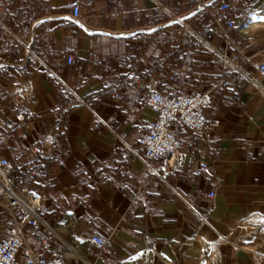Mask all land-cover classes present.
Returning <instances> with one entry per match:
<instances>
[{"label": "crops", "instance_id": "crops-1", "mask_svg": "<svg viewBox=\"0 0 264 264\" xmlns=\"http://www.w3.org/2000/svg\"><path fill=\"white\" fill-rule=\"evenodd\" d=\"M222 2L233 28L205 21ZM7 14L16 33L34 20L0 47V133L12 134L0 158L28 166L61 126L41 188L48 226L25 227V248L66 264H264V0H23ZM218 84L204 131L176 125L178 153L146 159L144 95ZM14 101L32 113L26 130Z\"/></svg>", "mask_w": 264, "mask_h": 264}, {"label": "built area", "instance_id": "built-area-1", "mask_svg": "<svg viewBox=\"0 0 264 264\" xmlns=\"http://www.w3.org/2000/svg\"><path fill=\"white\" fill-rule=\"evenodd\" d=\"M21 1L23 0H0V7L7 14L16 2ZM80 10L78 4L74 5L73 16L75 18L79 17ZM228 10L229 4L222 2L214 10L212 24L220 26L221 23L226 22L228 28H233L234 24L229 17ZM15 14L26 16L28 11L26 9L21 12L18 9ZM4 16L6 17V15ZM5 17H0V47L9 50L20 37L28 32V23L34 20V16H28L27 23L21 27L20 33H16L7 25ZM67 62L69 65L77 63L73 54L67 56ZM92 62L95 66L99 65L95 59ZM108 70L107 67H104V71ZM259 73L264 77V63L259 65ZM219 86V84L214 85L210 90L198 91L192 95L178 94L167 97L160 91L146 93L143 97V104L155 114V118L138 140L144 157L148 160H165L178 153L181 139L173 129L176 125L197 133L203 132L208 122L205 111L206 109L212 111L216 109L212 91ZM14 106L18 110L15 121L19 127L26 130L32 119V113L20 102L14 101ZM60 131V125L54 127L53 133L46 135L36 144L31 163L38 156L52 157L53 152L61 147V141L57 136ZM11 137L10 131L0 133V151L6 148ZM26 137V133L21 136L22 140H25ZM44 143L50 146V152L41 151V146ZM17 149L21 152L26 147L18 144ZM19 166L15 159L0 158V212L6 217L4 219L6 233L0 237V264H66L67 257L64 253H52L49 258H44L38 256L33 249L25 248V227L34 229L40 225L48 226V223L40 214L41 203L45 195L35 192L26 185L31 176L15 174L17 169H21ZM201 167L206 168L204 164H201ZM150 171L151 168H148V172ZM50 186L51 182L48 181L46 187ZM208 196L213 198L214 193L211 192ZM90 243L101 247L104 245L100 237H93L90 239Z\"/></svg>", "mask_w": 264, "mask_h": 264}, {"label": "trees", "instance_id": "trees-1", "mask_svg": "<svg viewBox=\"0 0 264 264\" xmlns=\"http://www.w3.org/2000/svg\"><path fill=\"white\" fill-rule=\"evenodd\" d=\"M21 12L26 8H20ZM214 20V14H206L205 21H209L212 24ZM55 162L54 157L38 156L28 166L22 169H17L15 174H21L24 176H31V179L26 185L37 193H42V187H46V183L49 181L50 166Z\"/></svg>", "mask_w": 264, "mask_h": 264}, {"label": "rangeland", "instance_id": "rangeland-1", "mask_svg": "<svg viewBox=\"0 0 264 264\" xmlns=\"http://www.w3.org/2000/svg\"><path fill=\"white\" fill-rule=\"evenodd\" d=\"M6 217L3 215V213L0 212V237L3 235V233H6V228L4 226V219Z\"/></svg>", "mask_w": 264, "mask_h": 264}]
</instances>
